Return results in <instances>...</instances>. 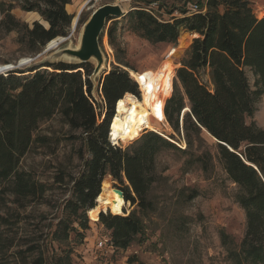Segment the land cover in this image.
<instances>
[{"label": "trees", "instance_id": "trees-1", "mask_svg": "<svg viewBox=\"0 0 264 264\" xmlns=\"http://www.w3.org/2000/svg\"><path fill=\"white\" fill-rule=\"evenodd\" d=\"M129 1L131 8L124 16L107 20L112 25L100 38L102 49L106 33L113 46L118 19L128 20L133 32L153 45H176L183 32L195 35L176 71L174 90L173 72L163 113L173 131L187 137L189 149L194 135L206 132L216 140L221 165L239 189L236 199L247 219L244 238L229 255L236 264H264V129L252 121L264 97V16L257 17L253 0ZM71 4L72 0H0V31L16 33L18 43L34 57L50 42L69 36ZM193 5L197 12L190 10ZM16 8L37 13L49 28L40 21H20L13 14ZM163 13L171 19H161ZM116 61L99 80V99L93 95L91 63H46L45 69L30 66L0 74V187L8 188L16 205V213L0 216V264H72L73 251L65 244L72 234L85 239L91 229L89 210L88 215L104 212L99 206L108 176L124 194L122 198L112 189L121 213L103 215L98 222L110 231L108 239L116 251L127 250L136 239L144 242L145 219L155 210L150 194L158 179L157 158L167 151L185 154L187 148L177 146L174 135L153 131L126 148L113 145L110 133L117 102L127 93L140 96L125 70L128 65L119 55ZM55 118L69 133L78 134L68 138L81 141L83 169L72 179L67 213L43 227L44 215L34 224L20 213L33 202H43L47 191L22 163L33 147L51 143L41 131ZM207 158L209 154L198 159L202 166H208ZM57 180L64 182V177ZM128 203L135 209L126 214ZM230 243L224 237V244ZM133 258L130 264L137 262Z\"/></svg>", "mask_w": 264, "mask_h": 264}, {"label": "rangeland", "instance_id": "rangeland-1", "mask_svg": "<svg viewBox=\"0 0 264 264\" xmlns=\"http://www.w3.org/2000/svg\"><path fill=\"white\" fill-rule=\"evenodd\" d=\"M116 4L122 5L126 11L131 8V2L125 0H72L67 11L73 15V21L76 18L77 22L74 25L72 21L69 36L60 40L56 49L46 52L47 46L34 57L28 55L29 50L26 46L18 43L16 33L6 34L0 31V66L14 65L17 68L23 60H32L21 68L24 69L46 59L57 61L55 54L66 48L75 49L79 46L83 30L81 19L89 20L99 7ZM252 5L257 17L263 18L264 0H253ZM13 14L29 25L39 20L47 26L37 13H26L16 8ZM160 18L171 19L164 13ZM118 21L113 46L109 43L107 33L103 38L105 70L99 79L110 72L113 65H117L116 55H119L128 65L129 68L125 69L132 79L130 71L138 75L149 71L158 72L162 65L169 63L165 78L168 80L170 78L171 81L174 72V90L176 71L181 67V61L196 38L195 35L183 32L176 45H153L137 36L128 20ZM111 25L112 22H109L106 29ZM249 79L253 86L254 77L251 74ZM138 90L139 97L129 95L141 99L140 87ZM169 92L161 91L156 102L158 108H164ZM94 96L99 99L97 92ZM252 121L264 129V97L258 100L257 112ZM152 124L158 131L144 128L141 129V136L148 131L166 137L174 135L177 137L174 142L179 143L183 149L187 148V152L183 154L178 151H167L162 152L157 158L158 179L150 194L155 210L145 219L148 230L144 242L136 239L125 251L101 248L100 242L110 238L111 233L98 222L100 212L94 214L91 212L89 214L91 229L86 232L85 239H76L75 234H72L71 239L65 244L73 251L72 264H130L129 259L133 257L137 261L133 264H236L229 252L238 248L244 238L247 226L246 213L236 199L238 187L229 179L221 165L215 140L206 132L201 136L194 135L193 147L189 149L187 137L184 138V135L179 137L169 124L157 122L155 119H152ZM41 134L50 136L51 143L45 147H33L24 159L22 169L31 172L39 183L46 186L47 191L43 202L39 200L33 202L20 213L30 216L34 224H38L40 216L44 215L47 220L40 223L46 227L52 223L56 224L62 213H67L65 206L72 198V179L83 169V161L79 152L81 141L68 138L70 135L78 134L69 133L58 118L45 124ZM111 139L123 148L133 143L121 138ZM205 154L210 155V158H207L209 161L207 167L202 166L198 160ZM58 177H64V182L58 183ZM115 186L116 183L108 176L104 191L109 193L108 202L103 199L99 206L101 211L111 212L107 215L121 213V209L113 212L115 204H119L113 197L112 189ZM7 189L5 186L0 187V216L16 213L14 197ZM124 208L123 212L126 214L135 209L131 203L124 205ZM224 237L231 242L229 246L224 244Z\"/></svg>", "mask_w": 264, "mask_h": 264}, {"label": "bare ground", "instance_id": "bare-ground-1", "mask_svg": "<svg viewBox=\"0 0 264 264\" xmlns=\"http://www.w3.org/2000/svg\"><path fill=\"white\" fill-rule=\"evenodd\" d=\"M76 22L75 18L73 24L75 25ZM61 39L62 38L55 39L47 46L52 50L56 49ZM7 66L8 65L0 66V69H4ZM168 69L169 63H165L161 66L158 72L149 71L138 75L135 72L130 71L133 79L140 87L142 97L141 99H137L136 97L127 94L124 98L117 102L116 115L111 124V137L113 139L121 138L125 141L127 140L128 142H134L140 138L141 129L145 128L158 131V129L152 124V119H155L160 123L166 122L163 113L164 108H158L156 102L162 90L170 91V81L165 78V73ZM187 110L188 109L185 111ZM108 198L109 193L105 192L103 199L108 202ZM120 209V205L115 204L113 212L116 213ZM104 212L106 213V211Z\"/></svg>", "mask_w": 264, "mask_h": 264}, {"label": "water", "instance_id": "water-1", "mask_svg": "<svg viewBox=\"0 0 264 264\" xmlns=\"http://www.w3.org/2000/svg\"><path fill=\"white\" fill-rule=\"evenodd\" d=\"M125 1H129V0H125ZM127 12L128 11H126L123 8V6L120 4L104 5V6L99 7L92 13L89 20H87L83 24V30H82V34L80 37L79 46L77 48L75 49L66 48L64 50H61L59 53L55 54L54 56L57 59V61H50L49 59H46L39 63L33 64L32 66L45 69L44 67L46 63H59V62L68 63V64H86V63L93 64L94 63L93 64L94 71L90 77V81L92 82L94 86V90H93V95H94V93L97 92L98 87H99V80L101 79V78L99 79V76L103 72V70H105L104 68L105 60H104V54L102 52V47L100 44V38L106 28L107 20L109 18H116V19L121 18ZM40 19L42 18L40 17ZM37 21H34V22H37ZM46 28H49V24H48V27ZM51 50H52L51 48L47 47L46 52L51 51ZM61 58H65V60H61ZM31 62L32 60L22 61L18 64L17 68H15L14 65H8L4 69H0V74H4V72L13 71L15 69H21L23 66ZM113 189L120 197L124 198V194L120 189H117L115 187H113ZM89 211L87 212L88 217H89L88 215ZM103 215H107V213L100 212L98 215V221L102 218Z\"/></svg>", "mask_w": 264, "mask_h": 264}, {"label": "built area", "instance_id": "built-area-1", "mask_svg": "<svg viewBox=\"0 0 264 264\" xmlns=\"http://www.w3.org/2000/svg\"><path fill=\"white\" fill-rule=\"evenodd\" d=\"M190 10L193 11V12H197L199 9H198L197 6L193 5V6L190 7ZM4 73H6V72H4ZM164 109H165V107H164ZM111 134L112 133H110V137H111ZM111 141H112L113 145H119L118 142L115 143V142H113L112 139H111ZM176 145L179 146L180 148H182V146L180 144L176 143ZM100 247L114 250V247L110 244V240L108 238L104 239L103 241L100 242Z\"/></svg>", "mask_w": 264, "mask_h": 264}, {"label": "crops", "instance_id": "crops-1", "mask_svg": "<svg viewBox=\"0 0 264 264\" xmlns=\"http://www.w3.org/2000/svg\"><path fill=\"white\" fill-rule=\"evenodd\" d=\"M70 7V6H67V8ZM168 124V123H167Z\"/></svg>", "mask_w": 264, "mask_h": 264}]
</instances>
